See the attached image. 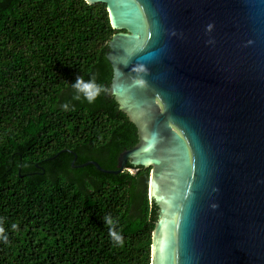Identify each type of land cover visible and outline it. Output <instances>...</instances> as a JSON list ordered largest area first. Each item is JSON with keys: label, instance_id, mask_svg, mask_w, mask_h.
Here are the masks:
<instances>
[{"label": "water", "instance_id": "obj_1", "mask_svg": "<svg viewBox=\"0 0 264 264\" xmlns=\"http://www.w3.org/2000/svg\"><path fill=\"white\" fill-rule=\"evenodd\" d=\"M85 1L116 30L108 92L136 142L79 166L149 168V264H264V0Z\"/></svg>", "mask_w": 264, "mask_h": 264}, {"label": "trees", "instance_id": "obj_2", "mask_svg": "<svg viewBox=\"0 0 264 264\" xmlns=\"http://www.w3.org/2000/svg\"><path fill=\"white\" fill-rule=\"evenodd\" d=\"M104 3L0 0V264H149L157 207L149 168L115 169L136 142L108 92ZM77 76L104 85L73 100ZM67 104L65 109L63 105ZM118 219L123 246L104 217ZM17 228L13 229L12 225Z\"/></svg>", "mask_w": 264, "mask_h": 264}, {"label": "clouds", "instance_id": "obj_3", "mask_svg": "<svg viewBox=\"0 0 264 264\" xmlns=\"http://www.w3.org/2000/svg\"><path fill=\"white\" fill-rule=\"evenodd\" d=\"M127 66V63L125 64ZM134 71L142 72L144 68L142 66L133 68ZM136 82L134 81L130 87H135ZM71 87L75 91V95L72 97L73 100H80L82 97L89 104L94 103L96 99L105 92L104 85L97 82L95 76H91L89 79L85 80L83 76H77L75 83L71 84ZM65 109H67L68 105H63ZM105 224L109 227V237L111 240L119 246H123L124 237L122 233L117 229L116 225L118 224V219L113 218L111 215L104 217ZM13 229L17 228L16 224L12 225ZM0 239H3L5 243L8 242V236L5 232L4 227L2 226V222H0Z\"/></svg>", "mask_w": 264, "mask_h": 264}]
</instances>
